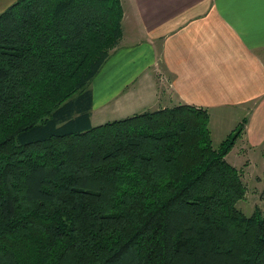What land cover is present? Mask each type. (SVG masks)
I'll use <instances>...</instances> for the list:
<instances>
[{"label":"trees","instance_id":"1","mask_svg":"<svg viewBox=\"0 0 264 264\" xmlns=\"http://www.w3.org/2000/svg\"><path fill=\"white\" fill-rule=\"evenodd\" d=\"M121 0L0 13V264H264V212L190 105L91 123Z\"/></svg>","mask_w":264,"mask_h":264},{"label":"crops","instance_id":"2","mask_svg":"<svg viewBox=\"0 0 264 264\" xmlns=\"http://www.w3.org/2000/svg\"><path fill=\"white\" fill-rule=\"evenodd\" d=\"M17 1L0 0V13ZM121 2L126 42L123 32L108 67L118 74L96 108L92 91V125L111 104L121 119L190 105L221 127L245 123V148L264 158V0Z\"/></svg>","mask_w":264,"mask_h":264},{"label":"rangeland","instance_id":"3","mask_svg":"<svg viewBox=\"0 0 264 264\" xmlns=\"http://www.w3.org/2000/svg\"><path fill=\"white\" fill-rule=\"evenodd\" d=\"M124 40L122 44L124 45L126 42V35L128 30L124 27ZM114 60L110 57L104 66L101 68L99 74L92 81L89 89L93 92H96V95L101 99H95V108L106 99L107 88L112 86V79L117 76L118 72H113V67L108 69ZM104 98V99H103ZM103 104V103H102ZM101 104V105H102ZM100 106V105H99ZM113 104H111L110 108L104 107L103 109L95 110V116L98 115V118H94L95 126H100V124H104L107 122L115 121L116 119H121L118 117H114L111 115V109ZM150 110V112L158 111ZM100 113H105L103 117H100ZM243 123V122H242ZM240 124L237 125H229L226 127H221L216 124L214 121L209 123V129L211 132L212 144L215 149L221 147L226 141V134L232 132H236L240 128ZM242 135V134H241ZM246 142H242L241 136L236 141L235 145L231 149V151L226 156V161L229 164L234 165L236 169L242 172V178L246 187V195L236 204V208L238 211L242 212L245 216L251 217L254 215L257 209L264 212V186L263 183L258 178H262L264 176L263 173V153L262 152H253L249 151L246 148Z\"/></svg>","mask_w":264,"mask_h":264}]
</instances>
